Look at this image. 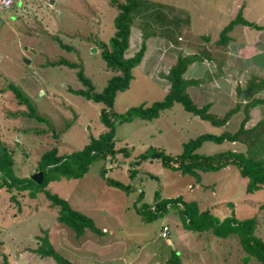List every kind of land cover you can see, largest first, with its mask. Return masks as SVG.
Returning <instances> with one entry per match:
<instances>
[{
	"label": "rangeland",
	"instance_id": "1",
	"mask_svg": "<svg viewBox=\"0 0 264 264\" xmlns=\"http://www.w3.org/2000/svg\"><path fill=\"white\" fill-rule=\"evenodd\" d=\"M12 2L11 7L0 8V140L11 151L14 173L28 176L36 171L35 162L42 150L51 145H56L58 153L79 149L89 135L96 136L105 128L98 118L101 103L68 89L85 87L75 75L76 68L45 63L58 59L76 63L93 90L100 91L107 78L117 71L106 67L95 41L107 42L113 34L117 8L110 0ZM234 2L140 0L141 9L131 15L124 56H131L142 39L145 54L131 68L127 87L115 91L113 110L121 112L129 106L148 105L161 99L169 86L165 74L177 53L192 54L203 47L213 56L225 50L214 41L220 29L239 11L238 7L232 8ZM237 4L248 20L264 9V0H237ZM241 29L242 24L235 25V38L246 37ZM209 59L196 65L197 72L187 71L182 76L203 78L185 89L197 106L210 102L207 110L216 115L240 102L224 124L213 125L184 110L179 102L161 109L151 119L133 117L115 123L113 147H126L127 155L115 151L111 160L93 158L82 176L60 177L45 185L71 207L91 217L101 230L98 233L86 229L75 236L56 220L57 206L42 191L29 196L27 189L0 187V264H56L50 256L34 251L38 236L44 232L53 247L73 264H164L171 249L178 256L177 264H263L254 256H246L247 251L231 234L220 237L207 230L184 227L174 206L147 220L141 219L133 208L139 189L143 196L137 203L143 205L151 202L155 189L163 197L180 195L184 200H195L200 209L209 210L219 219L231 211L237 218L254 215L253 233L264 241V184L246 192L247 178L240 176L233 164L217 170H200L196 177L163 167L156 159L130 163L136 154L148 148L175 154L183 141L198 133L236 129L243 116V72L229 78L234 72L229 70L222 78L221 65ZM7 81L20 88L46 122L6 113L25 109L6 88ZM237 84L240 87L236 89ZM249 94L245 100L251 96L264 98L258 90ZM248 113L244 126L264 116V104ZM245 147L246 143L241 141L205 140L196 151H244ZM104 176L127 187L107 184ZM162 224L168 226L165 236L159 235Z\"/></svg>",
	"mask_w": 264,
	"mask_h": 264
},
{
	"label": "trees",
	"instance_id": "2",
	"mask_svg": "<svg viewBox=\"0 0 264 264\" xmlns=\"http://www.w3.org/2000/svg\"><path fill=\"white\" fill-rule=\"evenodd\" d=\"M140 0H110L111 4L115 5L117 12L113 17V34L107 42L102 40L95 41L99 48V54L104 61L106 67L117 71L106 80V83L100 91H94L93 85L87 77L82 73V69L74 62L64 59L46 62L45 64H65L69 67L76 68L75 75L85 86L84 88L68 89L79 94L86 99L101 103L98 111V118L105 126L96 136L89 135L88 141L79 149L68 152L58 153L56 145H51L49 148L42 150L35 162V170L40 171L42 179L39 183L34 182L30 175L19 176L14 173L12 167L11 151L0 140V187H14L17 190L27 189L29 196H34L37 191H42L44 196L52 205L57 206L56 220L69 227L75 236H79L86 229L88 231L98 233L101 230L94 224L91 217L74 209L68 201L56 193L50 192L45 188V185L50 180H55L60 177H80L88 169L89 163L93 158L101 157L111 160L115 151L127 155L126 147L115 149L114 130L115 123H123L130 121L133 117L141 119H151L156 117L161 109L170 107L173 102H179L182 108L189 111L193 115H197L201 119L208 120L211 124L219 126L226 122L230 114L239 108L240 102H236L232 107L224 111L222 115H216L208 111L210 102H205L197 106L190 98L186 91V86L202 81L203 78H184L182 76L188 63L194 60L210 58L211 53L200 48L198 52L192 54L177 53L174 62L169 66L165 76L169 81L168 90L159 100H154L148 105L139 103L129 106L121 112H116L112 108L115 91L127 87L131 78V68L139 63L145 44L141 40L138 48L131 56H124V51L128 46V37L131 25V15L139 7ZM235 23L259 27L251 21L244 19L240 11H237L235 16L231 18L219 31L218 37L214 41L216 46L225 49L228 40V30ZM146 34L145 36H147ZM145 36H142L143 38ZM206 37V36H205ZM176 40V38H175ZM59 46L68 48L61 42ZM225 51V50H224ZM220 72V70H219ZM248 80L249 95L253 94L264 83V80L255 81ZM16 101L25 106V109L13 112H6L9 115H25L34 118L38 121L46 122L44 116L38 114L35 108L30 103L28 97L11 81L5 84ZM244 91V89H243ZM247 93V95H248ZM264 102L262 97H252L242 104L243 116L240 119L235 130H222L219 133L202 132L194 137H190L182 142L181 150L178 153L170 154L164 152L163 149L148 148L143 152L135 155L130 162L139 163L145 159H156L166 168L188 173L198 177V171L217 170L227 164H233L239 175L247 178L245 191L251 192L264 184V116L258 119L249 127L244 126V122L248 117V109L250 106ZM205 140L214 142L226 141H241L246 143L244 151H235L224 149L212 153H200L196 148ZM132 170V169H131ZM134 171V170H132ZM100 174L103 176L104 168H100ZM104 181L107 184L125 189L121 181L104 176ZM142 190L137 191L133 208L140 215L141 219L147 220L156 215L162 214L169 206H174L177 214L184 227L195 229L197 231L207 230L210 234H215L220 237L233 235L241 245L242 249L247 251L248 257L254 256L264 264V241L258 235L253 233L254 215L237 218L231 211L228 215L222 218L215 217L209 210L200 209L195 200H184L180 195L175 196H160L158 190H154L152 200L148 204L137 203L141 199ZM231 205V203H229ZM166 224H162L161 227ZM167 226V225H166ZM160 235V234H159ZM166 235V234H165ZM163 235V236H165ZM162 236V235H160ZM39 242L34 248V251L41 256H50L56 264H73V262L56 250L47 234L44 232L42 236H38ZM178 256L175 250L171 249L169 256L164 264H177Z\"/></svg>",
	"mask_w": 264,
	"mask_h": 264
},
{
	"label": "crops",
	"instance_id": "3",
	"mask_svg": "<svg viewBox=\"0 0 264 264\" xmlns=\"http://www.w3.org/2000/svg\"><path fill=\"white\" fill-rule=\"evenodd\" d=\"M237 7L240 11L241 16L244 19H246V17L244 16V11L241 9L242 6H238L237 0H235L232 8L235 9ZM248 21L257 24L259 27H253L250 25L242 24V29L240 30V32L245 34L246 37L235 38L233 35L234 32L233 28H235L236 24H241V23L233 24L227 32L228 40L225 45V51L224 50L217 51L209 59L210 62H216L218 66L221 65L220 77L223 76L222 78H225L224 73L225 72L227 73V71L229 70L230 71L234 70V72L230 74L229 78L237 77L235 76L236 72L239 73L243 72V77L245 79L243 80V84L241 85H243L242 89H244V91L240 92L242 93L241 95L243 96V102L246 101L245 96L249 91V87L246 86L248 80L250 79H253L254 81H257V79L264 80V9L262 8L257 14H255V17L253 19ZM219 52H221L220 56L218 55ZM144 54H145V48L141 60L143 59ZM204 59L205 58L203 57L202 60ZM202 60H194L188 63L182 74L184 75V73L187 71L197 72L198 68L196 67V65L200 64ZM211 65H214V63H212ZM189 67L191 68V70L189 69ZM206 68H208V66ZM204 69L202 70L203 72H205ZM237 87L239 88L240 84L239 85L237 84L236 89ZM257 90L258 92L261 91L264 93L263 91L264 83ZM255 92L253 94H255ZM262 104H264V102L252 105L249 107V110L253 107L255 108L257 105L261 106ZM247 119H249V115ZM255 122L256 121L252 123L250 122L249 126L253 125ZM249 126H245V127H249Z\"/></svg>",
	"mask_w": 264,
	"mask_h": 264
},
{
	"label": "built area",
	"instance_id": "4",
	"mask_svg": "<svg viewBox=\"0 0 264 264\" xmlns=\"http://www.w3.org/2000/svg\"><path fill=\"white\" fill-rule=\"evenodd\" d=\"M12 3H13L12 0H0V8H9V7H11ZM167 229H168V226L163 225L161 227L160 235H162V236L165 235Z\"/></svg>",
	"mask_w": 264,
	"mask_h": 264
},
{
	"label": "water",
	"instance_id": "5",
	"mask_svg": "<svg viewBox=\"0 0 264 264\" xmlns=\"http://www.w3.org/2000/svg\"><path fill=\"white\" fill-rule=\"evenodd\" d=\"M30 178L36 182V183H39L42 179V174L40 171H34L30 174Z\"/></svg>",
	"mask_w": 264,
	"mask_h": 264
}]
</instances>
